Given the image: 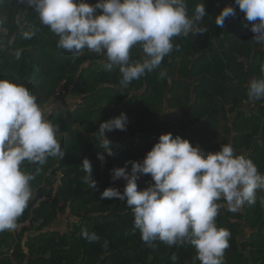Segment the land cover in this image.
Instances as JSON below:
<instances>
[{
    "label": "trees",
    "instance_id": "16d2710c",
    "mask_svg": "<svg viewBox=\"0 0 264 264\" xmlns=\"http://www.w3.org/2000/svg\"><path fill=\"white\" fill-rule=\"evenodd\" d=\"M202 2L207 16L200 26L207 31L174 37V49L159 68L122 87L119 68L108 71L103 52L84 49L74 55L59 49V37L41 24L27 0H0V78L25 85L41 106L64 103L69 96L76 101L74 110L55 108L48 116L59 126L63 158L22 166L35 173V197L17 228L0 232V264H200L190 244L169 247L157 240L147 245L126 201L101 200L100 193L109 186L123 191L125 181L113 180L111 170L126 161H142L163 131L187 138L205 154L231 144L264 174V100L247 95L249 81L264 65V44L252 40L250 24L234 0H187L190 17ZM228 4L236 15L220 28L215 18ZM30 28L35 35L25 39ZM143 56L140 45L134 46L132 61ZM161 70L167 72L164 79ZM121 111L127 127L105 133L114 153L108 155L96 133L102 121ZM98 152L104 153L103 163ZM85 157L93 166L95 190L84 182ZM141 177L139 188L153 183L150 175ZM257 197L255 205L245 202L237 212L218 202L223 207L216 224L231 233L225 264H264V206L259 203L264 190H257ZM67 212L66 230L51 229ZM83 230L98 239L85 238Z\"/></svg>",
    "mask_w": 264,
    "mask_h": 264
},
{
    "label": "clouds",
    "instance_id": "9594fccd",
    "mask_svg": "<svg viewBox=\"0 0 264 264\" xmlns=\"http://www.w3.org/2000/svg\"><path fill=\"white\" fill-rule=\"evenodd\" d=\"M38 14L42 25L59 37V49L80 55L84 49L106 55L108 71L118 67L120 85L159 68L165 56L174 49L173 38L190 33H203L201 21L207 16L204 3L188 15L187 0H27ZM244 13L254 34L253 41L264 44V0H234ZM97 10H100L99 12ZM236 15L228 4L215 18L220 28L226 19ZM4 18L0 17V25ZM247 26V25H246ZM35 35L31 28L23 33L25 39ZM140 45L144 56L132 61L131 51ZM178 47V46H175ZM19 55V52L17 53ZM159 78L167 76L166 70ZM247 95L264 100V65L260 75L248 83ZM50 107L41 106L23 84L0 78V232L15 230L35 192L31 182L35 173L25 170V162L43 165L49 157L62 159L60 129L48 118ZM127 115H119L99 124L96 137L100 148L113 155L106 132L125 131ZM103 163L105 156L98 152ZM131 165L130 170L128 165ZM86 173L84 182L95 190L93 166L89 158L82 161ZM40 169H36L38 173ZM112 179L125 181L123 191L106 187L100 199L125 200L132 210L133 224L141 239L149 246L159 240L169 247L190 244L196 249L200 264H225V250L231 233L218 227L216 217L223 207L237 212L247 202L257 203V190H264V174L254 161L237 154L231 144H223L215 152H205L187 138L171 132L161 133L143 160L126 161L123 167L111 170ZM150 175L153 183L139 188L141 176ZM264 206V197L259 198ZM82 235L96 240L87 230ZM172 260L176 261L175 254Z\"/></svg>",
    "mask_w": 264,
    "mask_h": 264
},
{
    "label": "crops",
    "instance_id": "0c3cea01",
    "mask_svg": "<svg viewBox=\"0 0 264 264\" xmlns=\"http://www.w3.org/2000/svg\"><path fill=\"white\" fill-rule=\"evenodd\" d=\"M75 102H76L75 99L69 96V97L66 98V101L64 103H55V102L51 101L48 104V106H46V107H50V111L52 109H55V108H61L65 112H68V111L74 110ZM49 114H50V112L48 113V116H49ZM166 116L167 115H164V117L162 119V127H164V125H165ZM160 126H161V124H160ZM163 132L166 133V131H163ZM64 215H66L65 216L66 217L65 221H63V220H61L59 218V220L56 222V224L55 225H51L50 228L51 229H57L58 231L60 230V231L64 232L66 230V227H67V224H68L67 219L70 218L68 212L65 213ZM64 215H62V216H64Z\"/></svg>",
    "mask_w": 264,
    "mask_h": 264
},
{
    "label": "built area",
    "instance_id": "2783aa9c",
    "mask_svg": "<svg viewBox=\"0 0 264 264\" xmlns=\"http://www.w3.org/2000/svg\"><path fill=\"white\" fill-rule=\"evenodd\" d=\"M128 140H130L129 138H128ZM133 141L134 142H137V139L135 138V139H133ZM144 182V179L142 178V177H140V179L138 180V184H140V183H143Z\"/></svg>",
    "mask_w": 264,
    "mask_h": 264
},
{
    "label": "rangeland",
    "instance_id": "374dc122",
    "mask_svg": "<svg viewBox=\"0 0 264 264\" xmlns=\"http://www.w3.org/2000/svg\"><path fill=\"white\" fill-rule=\"evenodd\" d=\"M49 103H50V102H49ZM49 103H47V104L45 105V107L48 106ZM159 125H160V124H159ZM65 216H66V215L61 216L60 219L63 220V221H65V220H66V217H65Z\"/></svg>",
    "mask_w": 264,
    "mask_h": 264
}]
</instances>
